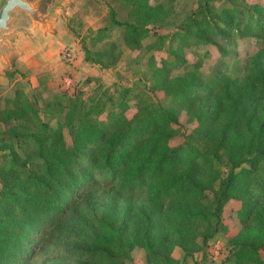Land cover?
Returning a JSON list of instances; mask_svg holds the SVG:
<instances>
[{
    "label": "trees",
    "instance_id": "trees-1",
    "mask_svg": "<svg viewBox=\"0 0 264 264\" xmlns=\"http://www.w3.org/2000/svg\"><path fill=\"white\" fill-rule=\"evenodd\" d=\"M125 1L132 21H119L107 5L109 22L123 26L126 45L140 49L150 30L159 39L168 9L160 1ZM194 1L193 25L169 35L173 59L159 66L148 58L149 90L162 92L168 105L123 87L117 109L97 102L84 108L78 97L69 98L64 121L51 127L18 91V102L0 112V123L7 125L0 137V264H28L29 246L40 232L71 240L73 264H125L135 247L144 249L148 263L172 264L176 246L186 257L195 253L197 238L209 236L197 222L207 228L212 220L221 222L230 199L241 202L230 255L238 264H264V4L216 11L212 0ZM234 37H250L258 45L241 77L204 74L183 57L185 47L201 44L216 46L224 58ZM84 51L89 62H114L103 59L112 49L102 56ZM179 67L183 74L172 75ZM133 99L136 110L127 117ZM182 111L186 123L194 124L189 133L179 121ZM32 116L33 132L12 123L32 122ZM178 136L183 140L172 145ZM24 142L32 146L22 156L18 148ZM218 154L225 157L227 173L216 186Z\"/></svg>",
    "mask_w": 264,
    "mask_h": 264
},
{
    "label": "rangeland",
    "instance_id": "rangeland-1",
    "mask_svg": "<svg viewBox=\"0 0 264 264\" xmlns=\"http://www.w3.org/2000/svg\"><path fill=\"white\" fill-rule=\"evenodd\" d=\"M157 1L168 9L169 18L162 21V26L158 28L160 38L150 30L142 40V47L137 50L126 45L123 26L109 22L107 3L115 9L119 21H132L130 7L125 0H63V7L58 8L44 26L33 24L28 19L23 27L16 25L12 31H7L10 47L6 50V57L0 59V112L11 107L13 100L17 101L18 91L27 96L37 116L47 120L51 127H56L58 121H64L69 98L78 97L80 104L84 102V108L97 102L105 105L106 109H117L115 101L118 89L123 87H131L132 93L137 96L152 95L163 105H168L169 100L162 92L156 91L153 94L149 90L152 76L148 58L152 56L159 66L162 59H173V44L169 35L177 29L183 30L185 26L193 25V12L197 3L194 0H150L153 4ZM254 2L264 4V0L211 1L216 11L231 5L242 10ZM104 26L107 28L100 30ZM148 27L154 28L152 25ZM85 48L89 49L91 56H102L112 49L111 56L105 55L103 59L114 62L107 67L89 62L85 60ZM257 49L258 45L253 38L234 37L233 45L224 58L220 57L216 46L201 44L185 47L183 57L186 63L196 64L204 74L222 72L241 77L245 71V60ZM183 72V68L179 67L172 70L171 74L175 76ZM59 106L64 107V111H60ZM135 108L136 100H130L125 113L127 117L133 115ZM99 118L104 119L105 114L102 113ZM29 120L32 122L14 120L12 123L20 124V131L30 133L35 130L36 118L32 116ZM179 121L188 133L191 132L194 124L186 123L185 111L180 112ZM5 128L7 125L0 123V137ZM65 135L69 145L71 139L66 130ZM182 140L183 136H178L173 138L171 144H179ZM31 146V143L24 142L18 151L23 156ZM213 160L219 175L217 186L227 173V164L222 154ZM260 174L264 175L263 167ZM102 191L98 190L99 194ZM240 207L239 200L230 199L224 205L221 222L212 220L209 228L206 223L197 222L198 230L209 236L206 239L203 235L197 238L199 248L190 257L184 256L182 249L176 246L172 251V264H238L230 255L229 240L240 229L236 216ZM36 241V244L31 243L29 246L31 256L28 264L74 263L75 254L70 251L71 240L47 238L46 232H40ZM261 257L264 260V250ZM124 261L125 264H153L146 261L145 251L141 247H135Z\"/></svg>",
    "mask_w": 264,
    "mask_h": 264
},
{
    "label": "water",
    "instance_id": "water-1",
    "mask_svg": "<svg viewBox=\"0 0 264 264\" xmlns=\"http://www.w3.org/2000/svg\"><path fill=\"white\" fill-rule=\"evenodd\" d=\"M62 1L63 0H54L49 5L47 13L43 15L35 8V4H32L28 0H0V30L5 32L10 29L11 24L9 21L15 9L25 11L30 16L34 24L40 23L44 26V24H46L55 15L56 10L63 7ZM0 55L3 58L6 57V54L1 48Z\"/></svg>",
    "mask_w": 264,
    "mask_h": 264
},
{
    "label": "flooded vegetation",
    "instance_id": "flooded-vegetation-1",
    "mask_svg": "<svg viewBox=\"0 0 264 264\" xmlns=\"http://www.w3.org/2000/svg\"><path fill=\"white\" fill-rule=\"evenodd\" d=\"M28 1H30L32 4H35V8L41 14L45 15L48 11L49 3H52L54 0L53 1L52 0H50V1L49 0H28ZM48 1H49V3H47ZM28 19L33 23L32 19L30 18V16L25 11L15 9L13 11V15L11 16L10 21H9V23L11 24V27L8 31H12L16 27V25H20V27H23L27 23ZM38 24H40V23H38ZM6 34H7V31L4 32L3 30H0V48L2 49V51L5 54H7L6 50L10 47L9 46L10 38ZM2 58L3 57L0 55V59H2Z\"/></svg>",
    "mask_w": 264,
    "mask_h": 264
}]
</instances>
